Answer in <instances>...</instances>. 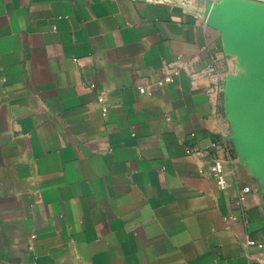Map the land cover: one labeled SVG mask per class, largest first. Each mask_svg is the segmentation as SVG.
Returning <instances> with one entry per match:
<instances>
[{"label":"crops","instance_id":"obj_1","mask_svg":"<svg viewBox=\"0 0 264 264\" xmlns=\"http://www.w3.org/2000/svg\"><path fill=\"white\" fill-rule=\"evenodd\" d=\"M209 13L206 0H0V264H264L259 165L184 74L157 84L179 55L223 72Z\"/></svg>","mask_w":264,"mask_h":264},{"label":"rangeland","instance_id":"obj_2","mask_svg":"<svg viewBox=\"0 0 264 264\" xmlns=\"http://www.w3.org/2000/svg\"><path fill=\"white\" fill-rule=\"evenodd\" d=\"M224 3L231 28L226 30L227 66L218 113L237 151L264 175V4L224 0L220 5ZM244 42L255 57L239 50Z\"/></svg>","mask_w":264,"mask_h":264},{"label":"built area","instance_id":"obj_3","mask_svg":"<svg viewBox=\"0 0 264 264\" xmlns=\"http://www.w3.org/2000/svg\"><path fill=\"white\" fill-rule=\"evenodd\" d=\"M198 57L192 56L185 58L181 55L175 57L171 61L165 62L159 69L158 86L173 83L174 79L179 74H184L189 81L192 90H203L207 103L212 113L218 114V109L221 101V93L223 89V77L224 74L221 72L216 65L214 58L208 65L202 68H197ZM94 84H90V88H94ZM146 87H139L138 91L141 94L146 92ZM99 103L102 104L103 114L107 112V106L103 103L101 97L98 99ZM187 154H200L198 150H186ZM209 172L216 182L217 186L221 189H225L226 178L223 167V162L220 159H213L209 167ZM250 192V188L244 186L236 196L235 205L240 206L245 198V195ZM248 244L253 245V242Z\"/></svg>","mask_w":264,"mask_h":264},{"label":"water","instance_id":"obj_4","mask_svg":"<svg viewBox=\"0 0 264 264\" xmlns=\"http://www.w3.org/2000/svg\"><path fill=\"white\" fill-rule=\"evenodd\" d=\"M222 1H224V0H222ZM221 0L218 2V3H216V2H214V1H212V0H206V2H207V6H208V12H210V9H211V6L213 7V10H212V13H217V12H219V11H221L222 9L221 8H223L225 11H224V13L226 12V13H228V11L226 10V7H225V4H227V3H224V4H222V5H220V3L222 2ZM228 1H231V0H227V2ZM239 1V0H238ZM240 1H243V0H240ZM245 2H247V1H245ZM209 24H211L213 27H216L220 32H221V36H222V39H223V42H224V49H225V53H227L226 52V34H227V31H226V28H227V26H225L224 28H222V27H220V25H218L216 22H213V23H211V22H208ZM235 146V145H234ZM236 148V147H235ZM237 150V149H236ZM238 152V151H237ZM238 155H239V157H240V159L242 160V161H244L245 163H247L246 162V160H247V158L244 156V155H242L240 152H238ZM248 164V163H247Z\"/></svg>","mask_w":264,"mask_h":264},{"label":"bare ground","instance_id":"obj_5","mask_svg":"<svg viewBox=\"0 0 264 264\" xmlns=\"http://www.w3.org/2000/svg\"><path fill=\"white\" fill-rule=\"evenodd\" d=\"M213 6V5H212ZM211 6V10H210V13L207 15V18H208V20H212V23L213 22H216L218 25H220V27H222V28H224L225 26H227V28H226V30L228 29V27H230L231 28V26H230V20H229V18H228V15H227V13L225 12L223 15H222V20L220 19V17H218L217 16V14L216 13H212V10H213V7ZM230 22V23H229ZM233 29V28H232ZM243 45V46H242ZM248 46V47H247ZM244 47H245V49H244ZM239 50L241 49V50H247V54L250 56V54L252 55H254V57H255V50L253 49V48H251V46H249V44H246L245 42L244 43H242V44H239ZM249 49V50H248ZM246 52V51H245ZM253 57V58H254ZM255 59V58H254ZM259 73V72H258ZM263 78V77H262ZM244 85V84H243Z\"/></svg>","mask_w":264,"mask_h":264}]
</instances>
